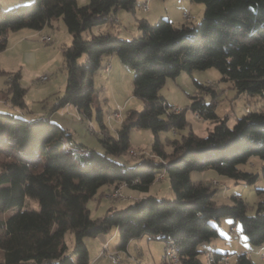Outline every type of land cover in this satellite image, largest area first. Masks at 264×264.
Wrapping results in <instances>:
<instances>
[{
  "label": "trees",
  "instance_id": "16d2710c",
  "mask_svg": "<svg viewBox=\"0 0 264 264\" xmlns=\"http://www.w3.org/2000/svg\"><path fill=\"white\" fill-rule=\"evenodd\" d=\"M205 3L198 24L176 26L169 19L151 25L141 20V36L123 40L110 33L84 40L83 32L115 23L119 9L135 10L138 0H34L3 9L0 5V51L10 32L43 30L54 18H62L73 40L64 48L67 86L55 109L72 104L85 116L92 114L94 75L103 59L115 53L133 69V92L141 99V111L128 113L116 138L105 132L100 142L105 153L90 150L83 156L63 149L56 138L65 131L50 118L28 120L13 112H0V264H90L85 238L117 230L119 250H127L135 238L148 235L176 248L182 264H203L199 245L220 237L222 218L238 221L250 244L264 246V201L249 215L248 203L233 196V204H219L212 183L193 182L191 172L215 170L218 174L255 183L259 175L240 169L253 156L264 162V111L254 109L237 117L233 126L220 117L213 102L195 97L189 108L210 120L213 129L199 136L192 130L169 140L167 153L158 133L187 126L185 111H176L160 95L167 79L182 71L215 67L237 92L264 94V0H192ZM86 55L84 64L79 59ZM7 102L25 107L27 90L21 73L5 72ZM215 95L214 89L198 84ZM133 128L155 134L152 152L160 161L143 157L132 167L109 158L130 150ZM71 137V135H67ZM264 178V163L261 168ZM159 175H167L174 200L147 195L120 210L109 209L91 217L89 202L104 186L147 192ZM38 201L39 208L27 202ZM16 208L10 216L9 209ZM75 244L65 242L67 232ZM71 248V249H70ZM219 259V252L214 250ZM228 253V252H226ZM167 264V263H165ZM235 264H253L247 252Z\"/></svg>",
  "mask_w": 264,
  "mask_h": 264
},
{
  "label": "rangeland",
  "instance_id": "374dc122",
  "mask_svg": "<svg viewBox=\"0 0 264 264\" xmlns=\"http://www.w3.org/2000/svg\"><path fill=\"white\" fill-rule=\"evenodd\" d=\"M34 0H0V5L7 10L18 5H25ZM80 5L87 3L81 0ZM89 1V0H88ZM151 3V0H138L135 10L119 9V15L116 14L120 23L108 22L100 26H94L92 30L83 32L84 40H90L94 35L104 32L116 35L123 40L141 36L142 31L139 23L144 19L145 2ZM157 5L154 10V22L158 23L161 19H169L176 26L184 24H198L205 11V3L192 0H155ZM189 3L192 6H189ZM182 4V5H181ZM144 8V9H143ZM190 12L191 18L186 19L185 15L172 17L164 15ZM125 15L123 17L122 15ZM160 14V15H159ZM160 16V17H159ZM184 17V18H183ZM158 18V19H157ZM52 26L46 25L43 31H35L36 34L30 36L33 29H21L10 32L13 35L10 45L7 49L0 51L1 69L5 72H20L21 84L27 90L25 95V107H14L10 101L7 102V77L0 74V112H13L16 116H29L32 119L40 117L50 118L57 123L65 132L61 133L55 142L63 149H75L83 156H87L90 150H96L105 153V148L100 142L103 136L102 123L105 125V132L116 138L118 130L127 118L128 113L132 111H141L144 103L134 95L133 78L134 71L125 65L120 58L115 55L114 61L110 60V55L103 59L102 67L95 73V92L92 100V114L85 116L78 108L72 104H67L61 108L55 109L59 99L64 95L68 68L64 56V48L72 43V34L68 31L63 19L54 18ZM30 31V32H29ZM9 35L7 36V38ZM5 42V41H4ZM86 55L84 54L79 63L84 64ZM106 62L112 64L110 73L104 71ZM46 79H42L43 76ZM211 86L215 95L211 91L198 86ZM160 95L174 109L185 111L187 126L181 130H164L158 133V138L164 145L167 153H171L173 148L168 144L169 140L180 139L192 130L199 136H206L213 129V123L210 120L198 119L195 113L189 108L195 97L203 98L205 103L215 105V111L218 116L228 117V124L233 126L237 117H241L245 112L259 109L264 111V94L238 93L231 80H224L220 70L211 67L207 69H193L192 71H182L175 78L167 79L165 85L160 90ZM5 103H9L8 105ZM116 112L121 114L120 119H116ZM101 113L102 123L98 119ZM114 116V117H113ZM67 135H71L68 137ZM155 140V134L150 129L133 128L130 132V150L121 154H110L109 158L132 167L143 157H150L160 161V158L152 152V144ZM132 151V152H131ZM263 161L257 156H253L245 164L240 165V169L254 174H258V180L249 184L243 180L236 181L228 176L218 174L215 170L191 172L190 178L193 182H209L216 188L214 199L219 204H233L232 197L238 196L248 203L249 215H254L257 206L264 201V178L261 174ZM1 171V168H0ZM152 195L159 198L174 200L175 192L171 186L167 175H159L157 180L150 186L147 192H140L128 188L126 184L119 186H104L93 198L88 207L91 210L92 218H99L105 215L109 209L120 210L133 204L142 194ZM34 208H39L37 200L27 199ZM16 211L11 208L4 214L10 216ZM220 237L213 238L210 242H204L199 245L201 251L200 260L203 264H211L206 256L209 250H215L219 253L235 252V248H247L250 251L248 256L253 264H264V258L256 254L259 247L247 242L238 221L231 218H222L217 226ZM234 228V231H233ZM114 234V235H113ZM109 235V252H117L121 258V264H165V243L162 240L152 238L148 235L135 238L131 241L128 251L118 250L117 246L121 243V238L116 230H112ZM94 237L84 239L89 242L91 253L99 254L97 240ZM66 244L72 248L75 244L72 232L65 235ZM93 246V247H92ZM70 248V249H71ZM100 255L104 247L100 246ZM93 249V250H92ZM98 249V251H97ZM214 252V251H213ZM239 252V251H237ZM129 253V255L127 254ZM101 264H116L109 257H100ZM236 258L230 260L229 264H235Z\"/></svg>",
  "mask_w": 264,
  "mask_h": 264
},
{
  "label": "crops",
  "instance_id": "0c3cea01",
  "mask_svg": "<svg viewBox=\"0 0 264 264\" xmlns=\"http://www.w3.org/2000/svg\"><path fill=\"white\" fill-rule=\"evenodd\" d=\"M78 1V3L80 4V2H82L81 0H77ZM86 1H87V3L89 2L88 0H83V2H85L86 3ZM86 3V4H87ZM148 4V7H149V9H148V11H146L145 13H143L144 14V19L149 23V24H153V22H154V19L156 20V18H155V16L153 15L154 14V10H155V7H156V5L158 4L157 3V1H155V0H151V3H149V1L148 2H145V4H143V6H145V5H147ZM85 5V4H84ZM182 5V4H181ZM189 6H192L190 3H189ZM144 9V8H143ZM145 10V9H144ZM176 12H177V14H170L169 12H165V14L164 15H168V17L170 18V16L169 15H172V17H175V15H176V19H178L177 17H180L181 15L183 16V13L182 14H178V9H176L175 10ZM118 13V15H119V12H117ZM116 13V14H117ZM190 13V12H189ZM160 15V14H159ZM123 17H125V15L123 14L122 15ZM181 16V17H182ZM118 20H119V18L117 17V15L115 16ZM160 17V16H159ZM184 18V17H183ZM158 19V18H157ZM119 23H120V20H119ZM50 26H52V23L50 24ZM41 31H43V30H40V31H38V32H41ZM16 32V31H15ZM30 32V31H29ZM32 33H30V36H32V35H34V34H36L35 33V30H33V31H31ZM104 33H106V32H104ZM12 34V33H11ZM11 34H9V37L5 40V42H4V49H7L8 47H9V45H10V42H11V40H13V35H11ZM73 39V38H72ZM116 54L115 53H113V54H111L109 57H107V58H110V60H112V61H114L115 59V56ZM0 63L2 64V61L0 60ZM0 64V65H1ZM108 66H110V69H109V67ZM111 70H112V64L111 63H109V62H106V64L104 65V71L105 72H107V73H110L111 72ZM5 104H9V103H5ZM23 117H25L26 119H28V120H32V118H30L28 115L27 116H23ZM129 188V187H128ZM132 189V188H131ZM142 194V193H141ZM147 195L146 194H142V196L139 198V199H141V198H143V197H146ZM116 230V229H115ZM117 231V230H116ZM114 235V234H113ZM93 240H97V242H98V245H94V246H98V249H99V254H92L91 253V250H90V248H89V242L87 243L86 242V245H87V247H88V249H89V257H90V264H101V258H100V246L102 247H104V245H105V243L106 242H108V248H109V246H110V244H109V235L108 234H99L98 236H96V237H94V239ZM131 245V242L128 244V247H127V251H128V249H129V246ZM93 247V246H92ZM98 249H97V251H98ZM117 249L118 250H113V251H119V246H117ZM93 250V249H92ZM237 251H239V252H241V253H243V252H246V251H252V250H250V248L249 247H247V248H244V249H241V248H235V252H237ZM226 252H228V251H226ZM225 252V253H226ZM128 255H129V253H127ZM256 254L257 255H259V256H261V254H263L264 255V250H263V252L262 253H259V250H257L256 251ZM128 264H130V263H128Z\"/></svg>",
  "mask_w": 264,
  "mask_h": 264
},
{
  "label": "built area",
  "instance_id": "2783aa9c",
  "mask_svg": "<svg viewBox=\"0 0 264 264\" xmlns=\"http://www.w3.org/2000/svg\"><path fill=\"white\" fill-rule=\"evenodd\" d=\"M145 8L149 9L148 7V4L145 5ZM183 15H188V18H191V14L189 12H186L184 13ZM115 22L119 23V20L116 18L114 20ZM109 69H110V66H108ZM47 75L43 76L42 79H44ZM176 111H179L178 109H175ZM195 117L198 118V119H201L200 118V114L198 113H195ZM121 118V114L119 112H116V119H120ZM233 231H234V228H233ZM171 243V242H170ZM170 243H166L165 244V254H164V263H165V256H170ZM105 245H108V242L105 243ZM259 253H262L263 250H264V246H261L259 247ZM211 251H214V250H209L207 253H206V256H209V254L211 253ZM247 253H249L250 251H246ZM241 254V252H232V253H221L219 254V260H228V264L230 262L231 259L233 258H237L239 255ZM100 257H109L111 259V261L113 263H116V264H121L122 260L121 258L119 257V254L117 252H107V254L105 255H100ZM261 257L264 258V255L261 254ZM174 259V258H173Z\"/></svg>",
  "mask_w": 264,
  "mask_h": 264
},
{
  "label": "bare ground",
  "instance_id": "6f19581e",
  "mask_svg": "<svg viewBox=\"0 0 264 264\" xmlns=\"http://www.w3.org/2000/svg\"><path fill=\"white\" fill-rule=\"evenodd\" d=\"M145 10H147L145 8ZM185 18L186 19H189L188 18V15H185ZM46 79V77L44 78ZM116 115V114H115ZM114 117V116H113ZM132 152V151H131ZM108 252V245H104V249L103 251L101 252V255H105L107 254ZM177 251H176V248L171 246L170 245V256H165V261L167 262V264H182L179 259H178V256H177ZM219 256V255H218ZM208 257V260L211 264H228V260H217L216 257H215V253L213 251H211V253L209 254ZM103 258V257H102ZM174 258V259H173Z\"/></svg>",
  "mask_w": 264,
  "mask_h": 264
}]
</instances>
